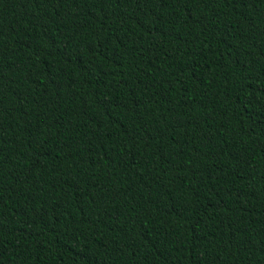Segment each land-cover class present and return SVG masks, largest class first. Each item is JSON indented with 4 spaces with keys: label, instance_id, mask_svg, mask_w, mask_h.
I'll list each match as a JSON object with an SVG mask.
<instances>
[{
    "label": "trees",
    "instance_id": "obj_1",
    "mask_svg": "<svg viewBox=\"0 0 264 264\" xmlns=\"http://www.w3.org/2000/svg\"><path fill=\"white\" fill-rule=\"evenodd\" d=\"M0 264H264V0H0Z\"/></svg>",
    "mask_w": 264,
    "mask_h": 264
}]
</instances>
